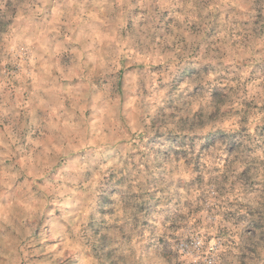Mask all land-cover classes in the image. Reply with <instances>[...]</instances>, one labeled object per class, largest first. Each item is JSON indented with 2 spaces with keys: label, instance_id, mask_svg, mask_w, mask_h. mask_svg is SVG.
I'll use <instances>...</instances> for the list:
<instances>
[{
  "label": "clouds",
  "instance_id": "1",
  "mask_svg": "<svg viewBox=\"0 0 264 264\" xmlns=\"http://www.w3.org/2000/svg\"><path fill=\"white\" fill-rule=\"evenodd\" d=\"M0 264H264V0H0Z\"/></svg>",
  "mask_w": 264,
  "mask_h": 264
}]
</instances>
